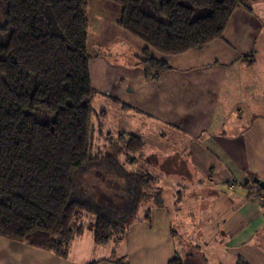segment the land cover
Wrapping results in <instances>:
<instances>
[{"label":"crops","instance_id":"1","mask_svg":"<svg viewBox=\"0 0 264 264\" xmlns=\"http://www.w3.org/2000/svg\"><path fill=\"white\" fill-rule=\"evenodd\" d=\"M102 4L112 12L94 19L93 26L102 47L113 40V52L92 56V87L119 108L124 121L130 114L135 119L127 126L102 122L101 127L113 136H140L149 157L173 152L166 146L168 135L174 149L187 155L191 169L178 174L194 176L186 184H195L190 199L197 203L184 204L170 191L165 195L176 202L178 233L187 250H179L162 190L158 203L152 201L122 238L107 245L94 238L93 245L84 244L81 235L61 258L0 236V264H169L177 253L184 264H236L238 259L264 264V192L252 180L264 181V0L236 8L223 37L201 48L174 55L152 51L169 66L156 79L146 77L141 62L146 44L117 25L120 7ZM155 138L165 145L157 151Z\"/></svg>","mask_w":264,"mask_h":264},{"label":"trees","instance_id":"2","mask_svg":"<svg viewBox=\"0 0 264 264\" xmlns=\"http://www.w3.org/2000/svg\"><path fill=\"white\" fill-rule=\"evenodd\" d=\"M107 1L120 7L117 25L146 44L140 58L149 79L169 68L152 51L181 54L222 38L234 10L249 2ZM87 3L0 0V236L61 258L84 231V210H96L92 231L97 245L122 238L131 224L113 221L74 193V170L97 163L103 155L92 151L90 143L95 111ZM98 127L101 133L100 122ZM117 137L132 155L145 146L135 134ZM137 177L147 178L142 184L156 181L148 172ZM169 264L184 260L177 253ZM236 264L247 263L238 259Z\"/></svg>","mask_w":264,"mask_h":264},{"label":"rangeland","instance_id":"3","mask_svg":"<svg viewBox=\"0 0 264 264\" xmlns=\"http://www.w3.org/2000/svg\"><path fill=\"white\" fill-rule=\"evenodd\" d=\"M106 1L88 0L87 3L86 16L90 21L88 24V50L91 56H95L98 52H113L111 48L113 46V40L110 41L111 43H109L108 47H102V45L99 44L100 34H98V31L93 26L94 19H97L98 17L101 18L102 15H104L103 13L108 14L112 12L110 11L111 9H109V6L107 7L102 4V2L106 3ZM97 21H100V19ZM91 104L95 111V115L92 114L91 116L90 143L92 151H103V155L97 163L86 164L80 169L74 170L73 183L75 195L83 201L92 202V204L98 205L101 208V214H106V216L113 217V221L122 223L125 221L131 222L133 218L144 215L147 206L157 198L156 196L159 195L158 192L163 190L165 202L171 211L173 224L178 233L179 225L177 222L179 214L175 204L176 202L174 200H168L165 195L170 191L176 198L181 197L184 204H189L191 202H188L187 200H191L190 196L196 194L195 184H186L187 181L194 180V176L193 178L190 176L182 178V175L179 176L178 174L180 170L191 169V162L187 155L174 149L176 145L172 143L173 138L169 135L166 140L171 143L166 146H168V151H173L171 154L159 153L157 151V148H159L158 146H162V148L165 146L161 142L162 140H158L157 138L153 140L154 143L152 144L157 152L151 153L150 157L147 156V154H149L151 150H142L140 154L135 155L127 153L124 144L125 142L122 140L120 141L119 139L117 140V135L110 139L108 134L103 131V127L101 128L102 132L100 133L98 131V123L104 122L107 127L113 123H115L114 126H117L118 124H124V126H127V122L133 123L135 119L134 114H130V116L124 121L122 116L124 114H121L122 112L119 111V108L111 105L106 99L102 100L99 91L97 90L94 91L93 96L91 97ZM102 109H105L107 112L106 118L103 116L98 118L97 116L103 112L105 113V111H101ZM150 118L152 120V117ZM143 119H146L145 116ZM185 145L186 143L181 146L182 149ZM177 156L181 159L176 160L175 158ZM143 172H148L154 176L156 181L149 184H142L147 178H142V181L137 175ZM180 181H185L184 186H177L176 183H179ZM260 199L264 202L262 197ZM191 201L194 204L197 203V201ZM95 211V209L91 208V210L87 209L84 210L83 213H80V216H82L81 221L85 224L80 239L84 241V244L88 242L91 245L93 243L92 227L96 220ZM198 220L199 218H196L194 221ZM176 241L179 250L185 252V250H187V245L184 235L178 233Z\"/></svg>","mask_w":264,"mask_h":264},{"label":"water","instance_id":"4","mask_svg":"<svg viewBox=\"0 0 264 264\" xmlns=\"http://www.w3.org/2000/svg\"><path fill=\"white\" fill-rule=\"evenodd\" d=\"M252 180H253V182L255 184H257L259 186V188H261L262 190H264V181H260L257 178H253Z\"/></svg>","mask_w":264,"mask_h":264},{"label":"built area","instance_id":"5","mask_svg":"<svg viewBox=\"0 0 264 264\" xmlns=\"http://www.w3.org/2000/svg\"><path fill=\"white\" fill-rule=\"evenodd\" d=\"M264 199V196L262 197V200Z\"/></svg>","mask_w":264,"mask_h":264}]
</instances>
